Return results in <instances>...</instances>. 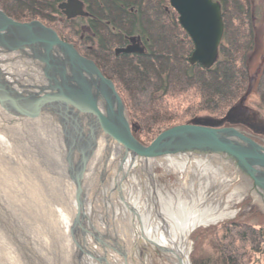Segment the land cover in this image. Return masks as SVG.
<instances>
[{
  "label": "water",
  "instance_id": "95a60500",
  "mask_svg": "<svg viewBox=\"0 0 264 264\" xmlns=\"http://www.w3.org/2000/svg\"><path fill=\"white\" fill-rule=\"evenodd\" d=\"M169 4L193 43L189 63L211 67L218 57L224 29L220 4L214 0H169ZM58 8L68 18L84 14L80 0H66ZM141 51L137 43L115 49L116 53ZM50 116H60V120L52 123L56 129L51 134L56 141L47 136V147L51 150L53 143L58 142L67 165L62 168L51 153L47 154V162L55 164L60 174L67 177L68 169L73 171L74 164L76 170L78 165L77 173L70 174L73 183H69L75 185L77 192L81 186L93 184L88 194L91 212L96 211L114 161L121 165L125 159L144 162L180 154L227 161L248 180L252 195L264 206V143H257L232 126L182 123L158 133L149 144H142L132 135L113 82L91 59L79 54L72 43L62 40L39 20L18 21L0 9V134L9 139V131L23 134V144L31 151L29 158L43 167L46 154L33 143L45 148L35 132L39 119L49 120ZM57 129L62 134L69 129L71 140L63 139ZM26 156L19 158L24 160ZM48 187L55 190L53 185ZM49 197L56 209L65 212L70 230L80 234L85 226L83 207L76 209L72 196L65 201L51 192ZM78 249L81 252L75 258L91 257L88 248L87 251L78 244Z\"/></svg>",
  "mask_w": 264,
  "mask_h": 264
},
{
  "label": "trees",
  "instance_id": "16d2710c",
  "mask_svg": "<svg viewBox=\"0 0 264 264\" xmlns=\"http://www.w3.org/2000/svg\"><path fill=\"white\" fill-rule=\"evenodd\" d=\"M64 1L0 0V9L18 21L39 20L91 59L113 82L132 135L139 142L147 145L158 133L184 120L213 127L233 126L256 142H264V121L246 115L242 105L250 94V0H214L220 4L224 29L218 57L209 68L189 63L193 43L169 0H80L84 14L71 18L58 8ZM59 17L64 18L61 26ZM77 19L85 20L86 31L80 29ZM135 42L141 52H115ZM255 80L254 92L264 110V57ZM172 101L175 106L170 105ZM199 112L217 117H190ZM247 217L256 221L248 223L235 216L193 230L202 229L203 239L206 231L220 227L222 237L213 240V260L192 256L191 264H251L250 253L260 252L264 242V214L253 210Z\"/></svg>",
  "mask_w": 264,
  "mask_h": 264
},
{
  "label": "bare ground",
  "instance_id": "6f19581e",
  "mask_svg": "<svg viewBox=\"0 0 264 264\" xmlns=\"http://www.w3.org/2000/svg\"><path fill=\"white\" fill-rule=\"evenodd\" d=\"M59 117L50 116L49 120L39 119L38 138L43 140L45 148L47 147V136L51 132L54 133L56 129L53 128L52 123L59 121ZM64 131L65 134H62L57 129L63 139L70 141L73 134L69 129ZM8 134L10 139L5 134H0V175L9 186L13 185V187L22 190V195L17 197L19 204L23 206L22 204L25 203L27 207H32L40 216L41 221L37 225H41L40 228L43 232L44 242L42 241V243L46 245L45 242L48 241L51 250H55L51 254L55 264H61L57 253L66 255L67 262L70 264H76L75 257L81 252L78 249V244L82 249L85 247L87 251L88 249L90 251V258L81 256L84 259L81 258L80 262L84 264H134L132 251H134L135 244H142L144 241L160 247L163 254L167 255L168 264H188L186 258L188 253L187 237L191 230L216 224L223 218L231 217L235 213V211L229 210L227 201L221 206V199L218 195L208 198L205 191L198 193V196H192L189 200H185L179 195L175 198L169 194H166L165 197L161 196V192L157 191L151 176L155 164H161L179 171L184 170L186 178L182 181L181 189L186 188L184 182L189 172L200 176L208 170H213V174L217 173L218 170L221 171V166L213 165L210 159L183 154L144 162L125 159L121 165L114 161V180L112 184L106 185L104 182L102 193L97 201L96 211L95 213L91 212L88 205V194L93 190V184L87 183L81 186V190L77 192L75 185L73 187L69 183V181L73 183L70 180V174L77 173L78 165L75 170L73 164V171L68 169L67 174L69 175L68 177L65 175V177L64 173L60 174L55 164L47 162L48 156L46 154V162L42 167L29 158L31 151L23 144V134L17 133L16 130L9 131ZM4 150H11L12 153V156L7 160L3 159L5 157ZM20 150L27 155L24 160L19 158V155H24ZM216 160L220 159L216 158ZM130 169H139L144 173L145 178L147 177L145 188H141L142 192L134 195L128 183ZM202 176L204 181L201 184L208 187V177ZM136 181L139 182L137 179L135 184ZM48 184L53 185L55 190L50 187L46 189ZM8 185L6 188H9ZM51 192H56L65 201H68V197L72 196V205L76 209L83 207L85 226L80 234L70 230V225L67 223L69 219L65 212L56 209V204L50 202L49 195ZM113 195L121 200L122 212H119L120 205L114 204ZM6 208V205L0 201V209L5 210ZM122 218L125 224L122 223ZM128 231L129 234L126 235ZM3 237V234L0 235V241ZM39 237L41 238V236ZM126 245L129 246L128 250Z\"/></svg>",
  "mask_w": 264,
  "mask_h": 264
},
{
  "label": "rangeland",
  "instance_id": "374dc122",
  "mask_svg": "<svg viewBox=\"0 0 264 264\" xmlns=\"http://www.w3.org/2000/svg\"><path fill=\"white\" fill-rule=\"evenodd\" d=\"M250 5L251 16L249 19V32L251 33V45L247 51L250 94L247 95L242 105L246 108V115H251L254 118L264 121V110L254 92L253 86L256 81L255 79L258 77L262 59L264 57V0H250ZM58 20V25L61 26L64 23L62 21L64 18L59 17ZM77 21L80 29L86 31L87 24L85 23V20L77 19ZM60 26H58V29L62 28H59ZM61 31L62 34L67 35V32L63 29H61ZM169 103L170 105L175 106L174 101ZM187 104L188 103L184 101V106ZM176 109L177 108L175 107L174 111H176ZM225 111L226 110H224V112ZM213 116L215 115L207 112H199L190 117H201L203 118L202 120H204L205 118ZM186 122L187 121L184 120V123ZM37 132L38 129L35 133ZM32 137L33 135H31L30 138ZM48 137H54L55 139L53 140L56 141V137L51 133ZM141 138L145 139L143 135H141ZM35 141L36 140L32 142ZM53 144L54 146L52 145L50 150L49 147L43 148V144L38 146L36 142L33 143V145L39 147L44 154L51 153L54 155V159L59 160L60 166L64 168L65 165H67L66 156L61 151V148H59L58 142H54ZM4 155L5 157H3V159L7 160L12 156V153L10 151H4ZM203 158L210 159L213 165L218 164L221 166L220 172L218 170L217 173L213 174V170H208L205 171V174H202L209 179L208 187H204L201 184V182L204 181L202 175L196 176L194 173L189 172L188 177L184 182L186 188L181 189L182 181L186 178V172L184 170L179 171L178 169L166 167L161 164H155L152 168L151 176L157 191L161 192V196L165 197L166 194H169L175 198L179 195L181 198L189 200L192 196H198V193L205 191L208 198H213L218 195L221 199V206L227 201L229 210L235 211L234 215L238 216L241 221L254 223L256 221L255 218L248 219L247 217L253 210L264 214V206L252 195V189L250 188L247 179L236 173L235 169L223 159L216 160V158L213 157ZM114 176L115 170L112 169L106 185L110 183L112 184ZM144 178L145 175L141 170L130 169L128 183L132 189L133 195L142 192V189L145 188L144 185L147 182V177ZM137 179L139 182L136 181L135 184V180ZM6 185L8 184L0 175V201H2L7 207L5 210L0 209V235L3 234L4 236L1 238L2 241H0V264H17V261H19L18 264H55V262L52 261L53 257L51 256L55 250H51L48 241L45 242L46 245H43L42 243L44 237L42 235L43 232L40 228L41 225H37V223L41 221L40 216L32 207H27L25 203L22 204L23 206L19 204L17 197L23 193L20 188L13 187V185H8L9 188H6ZM4 190H6L5 193ZM113 199L114 204H117V206L120 205L119 212H122L121 200L118 199L116 195H113ZM146 204L147 203L145 202V205ZM234 215L231 217H225L223 220L225 219V221H228L233 219L235 217ZM121 221L125 224L123 218ZM203 232L202 229H199L195 232H191L187 237V258L189 264H191L192 256L194 259L198 260L203 257L213 260L216 255L213 248V240L216 237H222V228L215 227L211 231H206L204 238L202 239ZM127 234H129V231L126 232V235ZM39 236H41V238ZM128 247L129 246L126 245L127 250ZM57 255L60 257L59 260L61 264H70L67 262L66 255H60L58 253ZM250 255L251 264H264V242L260 245V252H251ZM166 256V254L159 252L157 248L148 241H144L142 244L136 243L134 251H132V257L135 262L134 264H168ZM80 261V259L77 261V258H75L76 264H84Z\"/></svg>",
  "mask_w": 264,
  "mask_h": 264
}]
</instances>
